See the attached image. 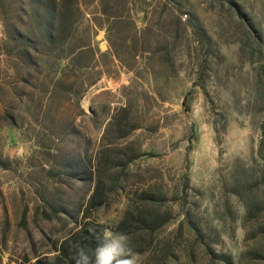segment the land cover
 <instances>
[{
  "label": "rangeland",
  "instance_id": "1",
  "mask_svg": "<svg viewBox=\"0 0 264 264\" xmlns=\"http://www.w3.org/2000/svg\"><path fill=\"white\" fill-rule=\"evenodd\" d=\"M100 219L144 264H264V0H0V264Z\"/></svg>",
  "mask_w": 264,
  "mask_h": 264
},
{
  "label": "clouds",
  "instance_id": "2",
  "mask_svg": "<svg viewBox=\"0 0 264 264\" xmlns=\"http://www.w3.org/2000/svg\"><path fill=\"white\" fill-rule=\"evenodd\" d=\"M99 232V244L90 249L83 241H75L74 264H144L145 256L138 252L132 243L131 237L122 231H114L104 219L98 220L89 231Z\"/></svg>",
  "mask_w": 264,
  "mask_h": 264
},
{
  "label": "trees",
  "instance_id": "3",
  "mask_svg": "<svg viewBox=\"0 0 264 264\" xmlns=\"http://www.w3.org/2000/svg\"><path fill=\"white\" fill-rule=\"evenodd\" d=\"M80 241L87 243L90 249L96 248L97 243L95 241L94 235H92L91 233H83Z\"/></svg>",
  "mask_w": 264,
  "mask_h": 264
}]
</instances>
